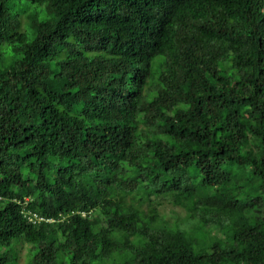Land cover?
<instances>
[{"label": "trees", "instance_id": "16d2710c", "mask_svg": "<svg viewBox=\"0 0 264 264\" xmlns=\"http://www.w3.org/2000/svg\"><path fill=\"white\" fill-rule=\"evenodd\" d=\"M20 257L264 264V0H0V264Z\"/></svg>", "mask_w": 264, "mask_h": 264}, {"label": "rangeland", "instance_id": "374dc122", "mask_svg": "<svg viewBox=\"0 0 264 264\" xmlns=\"http://www.w3.org/2000/svg\"><path fill=\"white\" fill-rule=\"evenodd\" d=\"M168 208H169L170 210H173V211H176V209H177V208L172 207V206H169V205H168ZM167 213H168V209H167ZM23 251H24V249H23ZM19 262H20V264L23 263V258H22V257H20Z\"/></svg>", "mask_w": 264, "mask_h": 264}, {"label": "clouds", "instance_id": "9594fccd", "mask_svg": "<svg viewBox=\"0 0 264 264\" xmlns=\"http://www.w3.org/2000/svg\"><path fill=\"white\" fill-rule=\"evenodd\" d=\"M83 214V213H82ZM32 217H35V214H33L32 215ZM39 219H42V217L41 216H39ZM49 220H51V219H49Z\"/></svg>", "mask_w": 264, "mask_h": 264}]
</instances>
